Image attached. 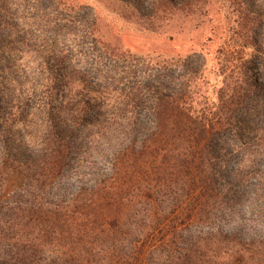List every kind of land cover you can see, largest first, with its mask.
I'll list each match as a JSON object with an SVG mask.
<instances>
[{
    "label": "trees",
    "instance_id": "1",
    "mask_svg": "<svg viewBox=\"0 0 264 264\" xmlns=\"http://www.w3.org/2000/svg\"><path fill=\"white\" fill-rule=\"evenodd\" d=\"M234 3L209 84L0 0V264H264V0Z\"/></svg>",
    "mask_w": 264,
    "mask_h": 264
},
{
    "label": "rangeland",
    "instance_id": "2",
    "mask_svg": "<svg viewBox=\"0 0 264 264\" xmlns=\"http://www.w3.org/2000/svg\"><path fill=\"white\" fill-rule=\"evenodd\" d=\"M39 1L42 5L51 2ZM62 1L69 7H80V20H94L95 35L120 51L156 65L203 52L200 56H206V70L198 81L215 84L221 80L214 52L222 43L225 28L233 24L230 18L238 13L235 0H203L186 8L182 4L174 8L164 0ZM134 1L142 6L141 11ZM20 6L19 15L23 4Z\"/></svg>",
    "mask_w": 264,
    "mask_h": 264
}]
</instances>
